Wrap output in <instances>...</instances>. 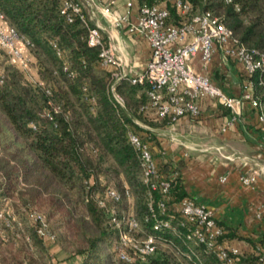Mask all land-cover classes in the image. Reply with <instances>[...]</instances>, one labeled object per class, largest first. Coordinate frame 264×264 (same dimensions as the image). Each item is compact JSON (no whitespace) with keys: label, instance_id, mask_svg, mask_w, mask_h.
<instances>
[{"label":"trees","instance_id":"1","mask_svg":"<svg viewBox=\"0 0 264 264\" xmlns=\"http://www.w3.org/2000/svg\"><path fill=\"white\" fill-rule=\"evenodd\" d=\"M137 1L140 4H156L162 0ZM188 1L193 10L210 11L219 17L242 44L264 53V0ZM167 3L171 14L175 15L170 1L167 0ZM0 11L8 24L27 41V51L43 57V60H38V70L43 77L41 84L22 85L18 90L6 83L5 76L0 84V170L8 186L11 187L22 176L32 185L35 204L32 205L47 207V219L50 222L55 218L57 227L75 230L80 242L75 254L83 256L80 264H183L180 259L184 264H190L191 261L175 255L169 247L166 251L163 245H158L156 252L146 261H122L114 249L119 233L108 225L106 209L89 199L85 202L87 221L75 218L71 205L68 190L75 187L80 190L84 188L85 181H89L95 191V176L102 159L109 157L136 198L133 209L136 217L143 222L148 209L147 190L141 177L140 180L137 177L141 171L139 156L128 141L127 131L136 132L151 144V149L153 145H158L157 133L139 125L157 126L140 110L147 103L145 85L132 84L127 78L120 80L115 90L124 99V106L116 103L109 90L111 71L99 65V48L88 46L86 27L78 20L68 22L60 13L59 0H0ZM52 40L63 52L62 57L50 44ZM64 65L74 73L73 77L64 71ZM53 78L61 79L67 89L56 90L49 81ZM251 79L264 102V68L255 71ZM84 87L86 90H83ZM47 88L50 93L46 92ZM31 92L38 94L44 109L49 107V102L60 106L61 112L54 115L53 121L27 105L25 96ZM85 94L94 97L93 110ZM69 95L81 110L78 117L68 108ZM161 121L169 122L166 119ZM157 164L162 173L176 172L170 191L172 203H178L187 196L180 167L167 159L157 161ZM125 201L119 203L120 208ZM167 217H172L173 226L177 225V212ZM144 226L146 232H153L151 224ZM156 234L163 241L170 242L173 248L186 249L187 244L172 230ZM192 247L204 264H219L215 257L202 252L201 245ZM254 259L253 255L242 256L244 262L251 263Z\"/></svg>","mask_w":264,"mask_h":264},{"label":"built area","instance_id":"2","mask_svg":"<svg viewBox=\"0 0 264 264\" xmlns=\"http://www.w3.org/2000/svg\"><path fill=\"white\" fill-rule=\"evenodd\" d=\"M95 0H90L94 9H98ZM175 9L172 15L167 0L156 4H137L136 18L131 19L134 0H126L123 10L115 7L116 0H103L99 12L108 18L117 28H123L128 34L143 37L149 45V58L140 72L131 73L125 66L115 47L106 42L101 26L95 21V14L84 10L83 0H59V11L68 22L78 20L86 27V42L90 47L99 48V65L112 67L110 92L116 103L124 106V99L116 92V85L127 78L132 84L145 85L147 103L140 110L148 114L154 112L159 119H166L169 123L177 121L182 116L197 118L200 115L198 101L213 99L229 110V122L237 120L241 107L248 102L257 109L258 119L264 122V102L261 101L256 90V83L251 79L253 73L264 68V53L256 48H249L242 44L233 32L219 17L210 11H195L188 0H169ZM6 18L0 11V50L15 59L24 68L27 67L30 56L20 49V43L26 48L29 44L11 25L5 26ZM50 44L60 57L63 52L57 43ZM217 49H221L226 58L239 61L244 68L246 78L242 84V93L232 96L215 85L206 75L194 71L189 60L200 53V62L206 67L212 60ZM64 71L70 77L74 76L68 66ZM4 75L0 73V84ZM41 84V82H38ZM260 84V83H258ZM264 85V84H263ZM86 90V87L83 88ZM47 93L50 90L46 89ZM86 99L94 109L95 99L87 94ZM61 112L59 105L49 102L44 109V116L54 120V115ZM32 127H35L31 123ZM139 125L145 127L141 123ZM129 143L138 152L140 162V177L145 186L147 213L140 221L133 206L126 209L119 207V203L126 199L130 201L132 194L128 186L118 189L114 185H107L102 195L91 188V183L85 181V202L89 199L101 208H105L108 215V225L118 230L119 237L114 245L116 256L125 262L146 261L152 256L158 245L169 247L177 256H184L190 264H204L192 245H201L202 252L215 257L219 264H264V248L258 247L253 256V262L242 261V253L238 248L226 241V229L218 222L212 209L197 203L189 196L183 197L178 203H172L171 183L176 172L162 173L151 149V144L143 140L136 132L127 131ZM1 173V172H0ZM5 180L0 174V238L8 241L10 237L23 240L32 245V237L23 230L20 219L12 209L11 197L5 193ZM245 184L250 178H241ZM14 202H17L15 200ZM20 210L25 214L33 228L34 235L43 243L56 240V233L52 230L47 216L37 210L31 203H26ZM178 213V223L172 224L170 213ZM151 224L153 232H146L144 224ZM182 230H180V229ZM163 230H172L184 244L185 250L173 248L170 242H165L156 235ZM11 232V234L8 233ZM13 237V238H14ZM24 264H28L26 261ZM41 264H58L54 258Z\"/></svg>","mask_w":264,"mask_h":264},{"label":"crops","instance_id":"3","mask_svg":"<svg viewBox=\"0 0 264 264\" xmlns=\"http://www.w3.org/2000/svg\"><path fill=\"white\" fill-rule=\"evenodd\" d=\"M102 1H94L98 9L92 12L90 0H83L84 10L95 14L106 42L115 47L127 69L140 72L149 58L148 43L139 35L115 27L101 15ZM125 1L116 0L115 7L123 10ZM137 4L134 0L132 20L136 18ZM4 25L9 24L6 21ZM19 46L23 52L27 50L23 44ZM189 63L195 72L206 75L227 94L242 93L246 78L243 65L226 58L221 49L215 51L206 67L201 65L200 53ZM198 105L199 117L182 116L173 123L161 121L154 112L147 114L157 123L144 125L157 133L158 145H153L152 152L158 162L167 159L180 167L186 195L212 209L226 229L227 243L238 248L245 258L251 257L258 247L264 248V122L248 102L233 123L229 122V110L215 100L200 99ZM243 176L250 178L249 184L242 182ZM77 262L78 258H69L58 264Z\"/></svg>","mask_w":264,"mask_h":264},{"label":"rangeland","instance_id":"4","mask_svg":"<svg viewBox=\"0 0 264 264\" xmlns=\"http://www.w3.org/2000/svg\"><path fill=\"white\" fill-rule=\"evenodd\" d=\"M24 53L30 56V61L27 62L28 65L26 68L22 67L18 61L0 50V73L5 76L7 84L16 87L15 89L18 90L22 85L28 86L30 83L37 84L38 82L43 81L42 73L38 70V60H43V57H39L35 53H29L27 50H25ZM49 81L53 83L56 90H61L62 88L67 89L65 87V83L61 79L53 78ZM111 82L112 80L109 78V90ZM25 97L27 105L36 111V113L39 114L44 112V106L41 104L37 93L31 92ZM69 99V110L76 117L80 116L81 110L79 106L73 101L71 95H69ZM141 124L144 125L143 123ZM89 145H92V143H89ZM102 160L101 167L95 176V192L102 195L107 185H114L118 189L123 188L124 185L128 186L124 176L117 171L118 168L112 160L109 157L103 158ZM0 172L3 173L1 170ZM137 177L140 180L139 172L137 173ZM3 183H5V193L8 197L13 199L12 209L17 218L20 219L23 230L27 231L32 237V245L29 246L28 243L23 242V240L16 239L14 235H12L13 233L11 234L12 231H8V233L14 238L10 237L8 241H3L0 238V264H24L25 261L28 264H41L42 262L52 258L57 261L69 258H78L79 262H77V264H80L83 256L75 254V251H77V248L80 245L79 239L75 235V230H66V228L57 227V224L55 223L56 219L54 218L50 219V224L51 227L56 229V240L43 243L41 240L36 239L29 220L20 210V207L26 203L35 205L31 193L32 185L25 181L22 176L18 177L11 187L8 186L7 179H5ZM68 192L71 199V205L74 208L75 218H84L89 221L85 210V189L82 187L78 190V188L75 187L74 189H69ZM15 200H17V202H14ZM135 201L136 198L132 196L131 200L125 201L126 203L121 205V207L124 209L130 205L134 207ZM37 204L39 205V203ZM39 206L40 208H37L36 206L35 208L48 215L46 210L47 207L43 205ZM162 248L169 251L166 247ZM180 261L184 264L183 260L180 259Z\"/></svg>","mask_w":264,"mask_h":264}]
</instances>
